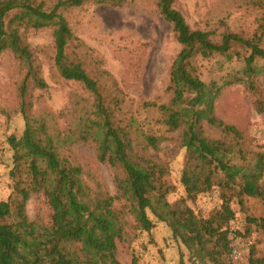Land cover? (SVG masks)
I'll list each match as a JSON object with an SVG mask.
<instances>
[{"label": "trees", "instance_id": "16d2710c", "mask_svg": "<svg viewBox=\"0 0 264 264\" xmlns=\"http://www.w3.org/2000/svg\"><path fill=\"white\" fill-rule=\"evenodd\" d=\"M125 1L0 0V56L10 52L23 71L18 98L25 122L21 136L7 140L13 151L10 175L15 183L9 198L0 202V264H122L118 242L127 240V226L150 232L156 224L149 211L170 227L195 264H235L232 245L241 234L231 237L230 223L236 215L231 202L264 199V150L247 159L243 134L217 116L216 101L224 89L241 84L256 97L259 111L264 108L258 85L259 75L264 74V0H245L259 10L257 27L250 35L193 29L175 7L177 0H155L181 50L169 69V99L138 104L152 115L150 120H141L133 104H127L102 68L101 58L75 35L64 15L89 2L121 6ZM44 29L52 32L59 75L80 84L93 98L78 113L76 109L59 114L72 118L65 130L46 108L33 112L34 91L48 85L26 34ZM216 57L226 63L218 60L213 65L216 70L204 76V62ZM180 130L186 149L181 181L187 198L195 201L219 190L221 204L208 216L189 207L184 214L177 213L167 200L168 169L145 154L159 150L167 134ZM208 131L220 136L207 135ZM77 142L94 143L97 159L115 170L117 185L129 181L140 210L134 225L114 208L112 195L93 191L82 166L65 154ZM39 193L51 211L45 224L27 214L30 197ZM248 221L264 233V217ZM250 234V230L245 233ZM245 264H264V252L252 246Z\"/></svg>", "mask_w": 264, "mask_h": 264}, {"label": "rangeland", "instance_id": "374dc122", "mask_svg": "<svg viewBox=\"0 0 264 264\" xmlns=\"http://www.w3.org/2000/svg\"><path fill=\"white\" fill-rule=\"evenodd\" d=\"M179 9L187 23L193 29L214 30L218 33L230 30L252 34L257 27L259 10L247 6L245 0H177ZM77 37L94 49L102 60V68L114 80L115 88L120 89L127 104L132 105L141 120L152 118L139 109L138 104L161 98L167 101L166 93L169 83V69L181 50L175 38L173 27L159 13L155 0H126L121 6L109 3L89 2L79 8L64 12ZM27 40L41 63V73L48 87L33 93V112L49 110L56 116L59 127L67 129L72 118L60 115L63 111L89 107L93 98L83 87L73 81L64 80L54 67V40L49 29L30 30ZM216 57L205 61L204 76L209 70L215 71L213 65ZM226 63V62H224ZM240 68V64H235ZM213 67V68H212ZM23 71L19 62L10 53L0 56V202L6 201L14 190V179L10 172L14 166L13 151L8 144V137H20L25 122L19 112L18 85ZM260 97L264 102V74L258 77ZM110 81L107 85H110ZM256 97L241 84L224 89L216 101V114L227 124L237 127L244 136L243 147L248 160L253 159L254 152L264 150V108L259 111ZM156 128V127H154ZM182 131L167 134L159 150L149 149L145 154L168 169L167 181L171 191L167 200L179 214L189 207L196 213L208 216L209 212L221 204L219 190L201 194L195 201L187 198L182 184V171L186 161V149L182 146ZM207 135H220L208 131ZM138 149L141 151L142 146ZM67 156L80 164L84 178L96 193H108L114 197L113 206L122 210L126 221L134 225L140 214L137 199L129 181L120 185L115 183V170L97 159L96 148L92 142H77L65 151ZM235 160L239 161L238 157ZM264 184V179H263ZM231 206L235 219L230 227L245 243L244 248L250 252L256 246L259 253L264 252V233L250 224L249 218L264 217V199L244 198L240 203L233 199ZM50 208L42 193L33 194L27 203V214L31 220L47 223ZM149 217L156 226L150 231H142L127 226L126 241L118 242L117 257L122 264H195L186 247L172 236L170 227L150 213ZM250 230V235H245ZM236 232V234H235ZM247 262V260H246ZM245 262V263H246ZM244 263V264H245Z\"/></svg>", "mask_w": 264, "mask_h": 264}, {"label": "built area", "instance_id": "2783aa9c", "mask_svg": "<svg viewBox=\"0 0 264 264\" xmlns=\"http://www.w3.org/2000/svg\"><path fill=\"white\" fill-rule=\"evenodd\" d=\"M232 246H233V251L231 254L232 261L235 264H244L248 257V252L244 248L245 243L239 239H235Z\"/></svg>", "mask_w": 264, "mask_h": 264}]
</instances>
